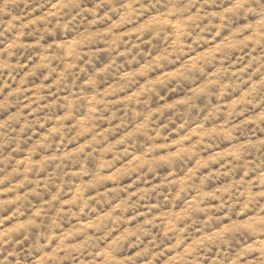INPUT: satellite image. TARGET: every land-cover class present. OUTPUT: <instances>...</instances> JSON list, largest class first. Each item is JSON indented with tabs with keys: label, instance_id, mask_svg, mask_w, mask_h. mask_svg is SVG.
Here are the masks:
<instances>
[{
	"label": "clouds",
	"instance_id": "clouds-1",
	"mask_svg": "<svg viewBox=\"0 0 264 264\" xmlns=\"http://www.w3.org/2000/svg\"><path fill=\"white\" fill-rule=\"evenodd\" d=\"M0 264H264V0H0Z\"/></svg>",
	"mask_w": 264,
	"mask_h": 264
}]
</instances>
